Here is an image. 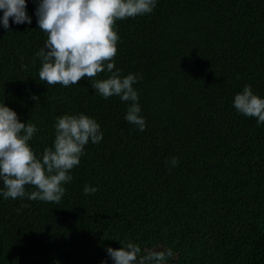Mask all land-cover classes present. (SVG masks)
<instances>
[{
  "label": "trees",
  "instance_id": "trees-1",
  "mask_svg": "<svg viewBox=\"0 0 264 264\" xmlns=\"http://www.w3.org/2000/svg\"><path fill=\"white\" fill-rule=\"evenodd\" d=\"M26 4L30 24H0V103L36 125L38 155L65 114L94 118L103 138L85 146L59 203L0 193V264H114L107 248L128 242L164 252L161 264H264V124L233 104L245 85L264 99V0H156L117 21L114 63L138 76L144 131L124 120L129 102L87 78L39 79L47 34L36 0Z\"/></svg>",
  "mask_w": 264,
  "mask_h": 264
},
{
  "label": "clouds",
  "instance_id": "clouds-1",
  "mask_svg": "<svg viewBox=\"0 0 264 264\" xmlns=\"http://www.w3.org/2000/svg\"><path fill=\"white\" fill-rule=\"evenodd\" d=\"M36 2L38 27L47 34L44 46L35 53L41 63L39 79L48 85L69 87L87 78L103 98L118 96L121 101L129 102L124 120L144 131L146 121L140 115L139 95L133 87L138 76H122L114 63L120 40L116 23L151 13L156 0ZM26 7V0H0V24L5 29L9 28L10 19L15 24H30ZM105 71L110 73L107 78L96 79ZM233 104L239 113L264 124V99L253 93L251 85H245L234 96ZM54 127L53 146L38 155L29 143L38 131L36 125L21 122L14 110L0 103V183L3 185L0 193L5 199L27 196L28 200L59 203L66 192L64 185L72 181L70 172L79 165L85 146L89 141L95 144L103 138L100 125L85 114L62 115ZM169 163L175 167L179 160L172 157ZM27 186L35 190L28 193ZM97 190L85 185L83 192L88 195ZM107 253L114 264H146V260L161 264L165 258L164 252L140 256L141 248L132 242L118 249L109 247ZM167 255H171V250Z\"/></svg>",
  "mask_w": 264,
  "mask_h": 264
}]
</instances>
